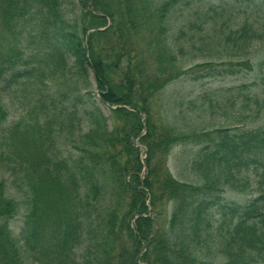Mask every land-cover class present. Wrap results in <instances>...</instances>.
Instances as JSON below:
<instances>
[{
  "label": "trees",
  "instance_id": "1",
  "mask_svg": "<svg viewBox=\"0 0 264 264\" xmlns=\"http://www.w3.org/2000/svg\"><path fill=\"white\" fill-rule=\"evenodd\" d=\"M78 3L80 14L69 22L61 0H0V125L7 117L4 96L34 74L18 69L27 56L18 38L36 39L29 24L37 18L39 40L50 47L48 62L61 71L71 68L79 79L90 71L114 120L110 128L92 103L96 109L86 115L97 128L86 136L87 149L73 168L46 148L39 168L22 161L12 168L29 189L22 240L10 229L19 203L0 180V264H80L76 251L86 231V264H264V0ZM135 45L137 51L130 49ZM193 55L205 62L185 70ZM217 61L227 64L230 76L246 71L258 81L204 93L198 102H175L182 126L157 119L153 103L167 85L184 76L218 77ZM71 91L66 85L57 95L67 100ZM194 111L219 113L228 123L192 159L186 153L179 158L191 172L188 183L171 175L166 160L174 145H200L212 136L183 126ZM51 113L61 130L64 119H77L66 108ZM256 117L262 119L257 124ZM134 140L146 148V175ZM119 148L124 164L106 153ZM157 157L161 164H154ZM243 185L253 191L246 204L220 202L224 188L239 191ZM58 199L69 208L65 221ZM48 209L59 219L44 228ZM31 240L36 246H28Z\"/></svg>",
  "mask_w": 264,
  "mask_h": 264
},
{
  "label": "rangeland",
  "instance_id": "2",
  "mask_svg": "<svg viewBox=\"0 0 264 264\" xmlns=\"http://www.w3.org/2000/svg\"><path fill=\"white\" fill-rule=\"evenodd\" d=\"M61 1L63 2L62 7L65 20L72 22L74 17L79 15L81 11L78 0ZM40 22L41 20L37 18L29 24V26L32 25L33 27L31 30L36 38L35 40L29 41L28 39H22L21 36L18 38L22 43V48L26 50L27 53L25 59L26 64H21L18 69L20 71L34 70V74L30 77L18 80V83L4 96L3 105L7 112V117L5 122L0 125V180L5 181V187L10 196L16 198V201L19 203L18 214L11 220L10 229L13 235L20 240H22L21 232L29 211V207L26 203L29 189L28 184L21 181L23 180L21 178L23 174L20 172L21 174L19 175L17 171H13L12 168H17V164L21 161L30 163L35 168H39L37 166L40 164V156L45 148L49 154L53 155L52 158L58 162L64 160L67 161L69 167H75L80 161V158L83 157L82 149H87L84 145L86 136L91 130L97 128L94 124V119H89L86 115L90 110L95 111V109L98 108L101 114L108 118L110 128L114 126L112 111L108 106L100 102L98 91L95 87L94 77L90 71H88L86 78L79 79L74 75L71 68L66 72L61 71L48 62L49 60L46 55H48L50 47L44 44L42 45L41 40H39L41 31L38 24ZM24 29H26V27H24ZM136 47L135 45L130 47V49H135L137 51L138 48ZM141 49L142 48H140V50ZM192 57L195 59H193L185 70L205 62L201 56L193 55ZM71 59L72 58L67 57L69 67L73 65ZM214 67L220 73L218 77H205L200 81H195L188 78V76H184L179 81L167 85L164 91L155 98L153 103V110L157 119L162 117L164 120L169 121L171 126H173L174 123L178 126H182L183 121L176 113L177 102H184V104H189L192 101L198 102L204 93L210 94L212 91L219 88H233L242 84H251L258 81V78L254 76V74H250L246 71L230 76L225 72L228 68L227 64L222 61H217ZM85 79L87 84L84 81ZM66 85L69 86L72 90L71 92H73V97L69 96L67 100H65L62 95H57L58 92L66 89ZM50 95L53 97L52 102L50 100H43L45 96ZM92 103H95V109ZM187 107V105H183V109L187 110ZM60 108H66L67 111L77 114V119H70L69 117V119L66 118L63 120V130L58 127L61 121L57 116H54V118L48 116L49 113L55 110L58 111ZM189 114L191 115V119L187 122L184 121V127L188 126V128H193L196 133L200 134L205 131V133H210L212 136L202 139L200 145L197 143L191 144L190 142L174 145L166 160V167L175 179L181 182L192 183L193 178L190 176L191 172H189V168L187 166H182L179 158L182 154L184 155V153H186L189 158L192 159L194 157L193 154L199 148L211 144L209 142L211 137L217 139V137L221 136L216 130L225 127L228 122L219 113L215 115L209 113L206 115H199L194 111V113L189 112ZM261 120L262 119L259 117H256V124ZM16 127H18V129L17 133L14 135L12 131L14 132ZM185 131L188 130L186 129ZM232 131L233 130H230L231 133H233ZM134 147L140 150V161L144 167L143 175H146V148L142 146L138 140H134ZM121 151L123 152V150L119 148L118 151L112 150L109 152L106 151V153L107 155L109 154V156H115L119 161L118 164H124ZM162 162L163 160L161 157H157L154 160V164H161ZM105 165L106 169H110L111 162ZM106 176L105 178L109 181L110 177H108V175ZM16 181L18 182L15 183ZM224 189L225 190L220 194L221 203L243 205L253 196V191L250 186H244L239 191H232L228 188ZM58 208L60 209V214L63 215V217H59L61 218L60 220H67L70 215L66 201L60 199ZM59 218L48 209L46 216L42 219L41 225L45 228L51 222L55 223L58 221ZM33 242L34 241L31 240L28 246H36V243L33 244ZM88 243L89 240L86 231L84 244L76 251L80 264H86ZM21 245L25 246L23 243H21ZM25 250L27 249L24 248V251ZM24 251L23 255L29 256L31 259L32 257L30 254ZM31 260L33 264H38L35 263L33 259ZM41 261L46 262L43 257Z\"/></svg>",
  "mask_w": 264,
  "mask_h": 264
}]
</instances>
